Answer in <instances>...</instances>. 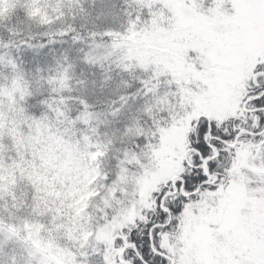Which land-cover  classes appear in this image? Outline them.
<instances>
[{"label": "snow or ice", "instance_id": "obj_1", "mask_svg": "<svg viewBox=\"0 0 264 264\" xmlns=\"http://www.w3.org/2000/svg\"><path fill=\"white\" fill-rule=\"evenodd\" d=\"M71 2L72 20L84 13L93 26L73 23L39 47L86 38L106 52L102 58L84 52L83 63L102 70V60L120 53L111 67L141 74L139 87L120 100L142 101L140 115L125 125L131 138L113 157L114 171L101 167L89 185L97 188V202L111 190L103 211L96 209L93 219L90 202L74 232L60 229L67 254L17 233L3 208L11 198L0 199V264H264V0H119V8L99 0L94 16L85 0ZM91 3L96 9L97 0ZM9 4L0 0V14ZM40 15L48 24L65 18L63 0L55 15L46 9ZM11 46L0 40V60ZM72 68L67 57L60 70L45 74L37 67L38 81L52 95L39 101L47 113H32L30 127L18 126L21 139L24 128L33 136L63 138L67 128L90 124L87 99L63 95L73 83L87 87L83 75L74 80ZM111 78L103 76L102 83ZM24 83L21 75L0 85V101L24 96ZM71 101L80 105L74 115ZM2 113L0 104V131L7 132L14 126ZM69 143L83 144L85 159L105 151L87 132ZM105 156L92 166H102Z\"/></svg>", "mask_w": 264, "mask_h": 264}, {"label": "trees", "instance_id": "obj_2", "mask_svg": "<svg viewBox=\"0 0 264 264\" xmlns=\"http://www.w3.org/2000/svg\"><path fill=\"white\" fill-rule=\"evenodd\" d=\"M35 2L39 3L38 8L32 7L29 0H10L6 12L0 14V40L12 44L7 49V55L0 60V85L9 83L14 77L21 75L25 82L24 96L0 101L3 106L2 115L9 125L14 126L7 132L0 131V167L3 168L0 172V199L5 195L11 198L3 208L7 211V215L16 221L15 231L21 235L26 232L25 238H31L34 242L35 229L38 228L37 241L46 246L48 237L46 235L52 233L55 234L54 241L66 243L60 237V233L65 235L60 229H67L68 234L74 232L76 217L84 212L90 202L94 210L89 215L93 219L96 209L103 211L101 202L108 203L111 190L106 195H102L97 202L93 200L97 188L90 189L89 185L100 174L101 167L104 170L114 171L113 166L116 161L113 157L119 158L120 147L127 144L131 138L129 133H125L124 128L125 125L132 124L140 115L138 110L142 101L129 98L125 103L120 97L139 87L135 81L141 74L121 73L115 67H111L115 65L120 53H116L108 60H102L103 70L99 66L84 64V52L94 51V55L101 58L106 52L105 47L95 49L94 45L90 46L86 38L82 43H77L66 37L64 38L66 42L49 44L41 49L40 43L73 23L77 29L82 26L91 28L93 25L89 16L84 13H78L76 20H72L71 9L74 5L71 0H63L67 16L53 24H48L44 22L43 15L38 16V13L46 9L55 15L58 0H35ZM106 3L109 7L116 3L119 8V0H106ZM26 5L28 10L25 8ZM99 7V0L96 9H93L91 0H85V8L93 16ZM107 23L119 27V23L113 21L111 17ZM22 41L26 43H21ZM100 43L106 45L108 41H100ZM65 57L73 66L70 74L74 80H79L83 75L88 83L86 88L78 87L73 83V91H65L63 95L82 96L87 99L92 106L90 124L87 127L77 124L75 128H67L63 138L49 137L47 134L33 136L28 128H24L21 139L18 126L21 123L29 125L32 113L37 116L47 113L48 109L39 101L52 95L49 86L38 81L37 67L43 69L45 74L60 70L64 66ZM9 59L14 60L20 68L14 70L8 63ZM110 67L109 72L107 70ZM105 75H111L112 78L102 83V77ZM68 107L72 109L74 115L80 105L71 101ZM117 107L120 111L113 114V110ZM3 128L4 122L0 121V129ZM93 129L95 131H92ZM82 132H87L94 142L103 143L105 151H97L93 153L91 159H85V146L69 143L75 141ZM9 133L13 138H9ZM99 156H105L102 166L98 164L93 167V160ZM103 190L104 185L101 184L100 191ZM70 223H72L71 228H69ZM96 260L98 262V258Z\"/></svg>", "mask_w": 264, "mask_h": 264}, {"label": "rangeland", "instance_id": "obj_3", "mask_svg": "<svg viewBox=\"0 0 264 264\" xmlns=\"http://www.w3.org/2000/svg\"><path fill=\"white\" fill-rule=\"evenodd\" d=\"M37 225V224H36ZM38 226V225H37ZM39 227V226H38ZM35 232H36V236H37V233L39 232V230H38V228H36L35 229ZM47 234H50V232H47ZM58 234V233H57ZM67 234H68V232H67ZM70 235V234H69ZM35 236V234H34V242H36L37 240H38V236L36 237ZM46 236H48L47 237V241H46V246L45 247H47V248H49V249H55L56 250V252L59 254V255H61V256H63V255H65V254H67L68 253V247H67V243H64V242H61V243H63L64 244V247L63 248H59L58 247V245L59 244H61V243H59V242H57V241H54L53 239L55 238L54 236H55V234H51V235H46ZM62 236H64V235H62L61 233H60V237H62Z\"/></svg>", "mask_w": 264, "mask_h": 264}]
</instances>
